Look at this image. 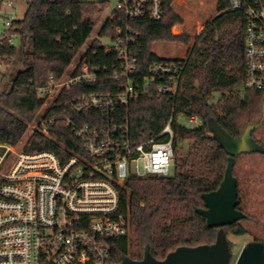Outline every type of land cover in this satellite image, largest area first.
Wrapping results in <instances>:
<instances>
[{
	"label": "trees",
	"instance_id": "16d2710c",
	"mask_svg": "<svg viewBox=\"0 0 264 264\" xmlns=\"http://www.w3.org/2000/svg\"><path fill=\"white\" fill-rule=\"evenodd\" d=\"M108 1L28 0L24 16L15 23L18 43H6L0 52V63L7 66L5 72L0 71V143L17 145L29 126L43 116L55 119L50 136L33 132L25 143L26 151L50 150L65 160L72 155L71 151L80 150L81 142L65 118V102L85 93L116 91L118 83L112 71L119 61L95 39L84 52L80 65L88 62L107 68L97 82L61 92L43 112L44 99L38 96L37 88L47 84L49 75L58 77L67 71L91 36L96 16L105 10ZM173 1L164 0L165 14L161 20L146 16L128 24L134 39L131 49L144 73L150 65L166 61L153 51L155 42H189L188 35L173 32V27L183 21L173 10ZM213 5V0H193L185 12L189 18L196 14L202 23L212 15ZM229 6V0H218L219 13L195 42L175 96L159 95L154 88L117 111V120L128 124L135 142L159 133L173 112L176 149L190 140L186 156L176 158L174 174L130 177L121 188L119 212L129 223L130 236L114 243V258L119 263L124 255L143 259L147 245L155 258L164 259L179 246L216 241L220 228L208 227L206 219L196 212V208L205 207L202 194L220 186L228 164L229 155L212 134L210 120L238 137L248 124L261 119L264 102V91L244 86L246 19L243 12L229 10ZM113 14L100 29V36L114 38L119 27L125 35L123 14L118 9ZM180 115L184 119L197 115L200 125L189 127L177 121ZM80 118L82 123L93 119L90 113ZM263 127L264 124L253 137L264 147V140L257 136ZM243 155L264 159V153L259 152L238 156L234 175ZM236 178L238 208L246 217L224 228L227 234L243 235L247 230L241 221L258 222V219L245 209L243 190ZM254 239L264 243L260 237Z\"/></svg>",
	"mask_w": 264,
	"mask_h": 264
},
{
	"label": "built area",
	"instance_id": "2783aa9c",
	"mask_svg": "<svg viewBox=\"0 0 264 264\" xmlns=\"http://www.w3.org/2000/svg\"><path fill=\"white\" fill-rule=\"evenodd\" d=\"M20 1L28 2L0 0V52L6 43L17 44ZM163 2L119 1L116 9L124 16L126 33L119 27L106 46L119 61L112 71L118 89L85 93L64 105L80 150L62 160L54 151H17L14 145L0 143V264H120L114 243L130 236L129 223L119 212L121 188L130 177L170 176L175 169V112L159 133L139 142L132 139L128 124L116 118L120 106L154 88L159 95L173 97L178 92L188 57L165 58L144 73L131 49L129 22L146 16L161 20ZM213 2L216 16L218 0ZM229 3V10L243 12L246 19L244 86L264 91V0ZM106 73L107 68L88 62L71 64L61 76L49 75L37 94L48 107L61 92L95 83ZM87 113L92 121L80 122ZM54 120L40 117L31 124L33 132L50 136ZM187 120L192 127L200 125L197 115Z\"/></svg>",
	"mask_w": 264,
	"mask_h": 264
},
{
	"label": "water",
	"instance_id": "95a60500",
	"mask_svg": "<svg viewBox=\"0 0 264 264\" xmlns=\"http://www.w3.org/2000/svg\"><path fill=\"white\" fill-rule=\"evenodd\" d=\"M263 124L264 102L261 119L257 123L248 124L238 137L230 135L217 122L210 120L212 134L229 155L220 186L216 190L204 192L202 198L205 207L196 208V212L206 219L208 227L220 228L214 243L179 246L169 252L164 259L155 258L150 246L147 245L143 259L134 260L124 255L120 264H230L233 252L224 227L246 217V213L238 208V180L234 175L235 160L242 154L264 153V147L253 137V133ZM235 264H264V243L256 239L248 240L243 245Z\"/></svg>",
	"mask_w": 264,
	"mask_h": 264
},
{
	"label": "rangeland",
	"instance_id": "374dc122",
	"mask_svg": "<svg viewBox=\"0 0 264 264\" xmlns=\"http://www.w3.org/2000/svg\"><path fill=\"white\" fill-rule=\"evenodd\" d=\"M84 1H101V0H84ZM120 0H109L104 11L100 15L96 16V25L91 36L88 38L84 46L78 52L76 58L72 62L75 65L80 62L84 52L87 50L89 45L95 40L99 39L101 43L105 46L112 44V39L109 36H100L99 31L105 22L114 16L113 10L116 9ZM193 0H174L172 3L173 10L182 18V23L176 24L173 27V32L175 34H186L189 36L188 43H181L178 41H157L153 45V51L161 58H178V57H188L197 39L209 23L218 15L215 16V12L212 11V15L207 19V21L199 22L196 19V14H193L191 18L187 16L185 10L186 6ZM212 1V0H211ZM217 1V0H213ZM27 10V2L20 1L18 6V15L23 17ZM121 13V12H120ZM212 19V20H211ZM199 23L201 24L199 26ZM2 21L0 20V26ZM129 26V25H128ZM130 28V27H129ZM18 43V38L16 39ZM1 72H5L7 66L1 64ZM47 107V105L42 108L41 112ZM180 121L192 127L193 125L189 123L187 119L183 117ZM33 125L29 126L28 130L24 134L22 140L15 146L17 151L24 148L25 143L29 136L33 133ZM257 136L264 140V127L257 133ZM190 140H186L183 145L176 152V158L180 156H186L189 150ZM175 170L172 168L171 174H174ZM235 175L239 178V183L243 190V197L245 201V209L258 219V222L254 221H241L242 226L246 228L247 232L243 235H234L228 232V239L231 243V250L233 256L230 264H235L237 257L243 247V245L250 239L255 237H260L264 240V159L262 157H254L249 155H243L239 158Z\"/></svg>",
	"mask_w": 264,
	"mask_h": 264
}]
</instances>
